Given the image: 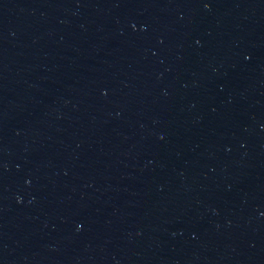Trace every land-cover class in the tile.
<instances>
[{"label":"water","instance_id":"95a60500","mask_svg":"<svg viewBox=\"0 0 264 264\" xmlns=\"http://www.w3.org/2000/svg\"><path fill=\"white\" fill-rule=\"evenodd\" d=\"M0 264H264V0H0Z\"/></svg>","mask_w":264,"mask_h":264}]
</instances>
